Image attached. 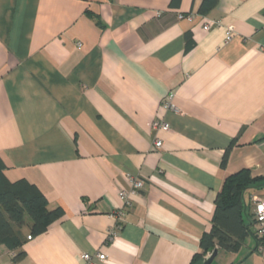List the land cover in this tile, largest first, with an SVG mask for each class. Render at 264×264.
Returning a JSON list of instances; mask_svg holds the SVG:
<instances>
[{
  "label": "crops",
  "instance_id": "crops-1",
  "mask_svg": "<svg viewBox=\"0 0 264 264\" xmlns=\"http://www.w3.org/2000/svg\"><path fill=\"white\" fill-rule=\"evenodd\" d=\"M170 1L0 0L3 174L63 210L30 239L20 229V259L0 245V264H84L85 252L190 264L225 176H264V0H218L207 15L202 0ZM129 176L143 187L126 205ZM257 197L264 185L246 194L250 213ZM258 247L248 234L211 264H264Z\"/></svg>",
  "mask_w": 264,
  "mask_h": 264
},
{
  "label": "trees",
  "instance_id": "trees-1",
  "mask_svg": "<svg viewBox=\"0 0 264 264\" xmlns=\"http://www.w3.org/2000/svg\"><path fill=\"white\" fill-rule=\"evenodd\" d=\"M218 0H202L197 12L207 15ZM180 0H171V7H178ZM185 49L194 46L190 32L184 34ZM233 139L225 150L221 166H224L228 150L234 143ZM3 161L0 157V245L9 250H16L13 260H18L24 251L17 250L22 245L23 237L20 229L27 226L28 234L32 237L43 233L46 228L62 216L61 207L47 208V200L43 193L25 179L10 182L3 174ZM264 185V176H253L249 169L242 168L227 174L218 191L214 210L211 216V228L205 231L200 239V251L197 252L190 264H203L205 256L214 247L236 252L241 242L248 234H253V214L246 207V194ZM256 237V247L264 242V236Z\"/></svg>",
  "mask_w": 264,
  "mask_h": 264
},
{
  "label": "built area",
  "instance_id": "built-area-1",
  "mask_svg": "<svg viewBox=\"0 0 264 264\" xmlns=\"http://www.w3.org/2000/svg\"><path fill=\"white\" fill-rule=\"evenodd\" d=\"M182 17H184L182 14L178 15V18H182ZM218 25H219V23L217 21L209 20L203 24V29L209 30L212 27L218 26ZM224 34H225V38H224L225 42L229 41L234 34L233 26L226 27ZM170 98L171 97L169 95L167 98V101L164 103V106L167 108L170 107V103H169ZM151 126L153 128H161L163 130H167L169 128V125L166 122H164V121L159 122L156 120L152 121ZM153 145L156 149H160L162 146V140L159 138H156L153 142ZM129 178L131 181V188L129 190H120L118 192L119 198L126 205L128 204V197H127L128 195L127 194L137 192L139 189H141L143 187V181L141 179L136 178V177H132V176H129ZM252 214H253V219H254L255 234L258 237H262V236H264V197L253 198ZM116 215L119 219L122 220L123 216H124V212L122 210H119ZM27 238L30 239L31 236L28 235ZM259 247H260V245H259ZM208 255H209V253L205 256V258ZM94 256L98 260H104L105 259V254L100 253V252L95 253ZM82 257L85 261L84 264H91L92 263V261H91L92 255L91 254L85 252L82 254Z\"/></svg>",
  "mask_w": 264,
  "mask_h": 264
},
{
  "label": "water",
  "instance_id": "water-1",
  "mask_svg": "<svg viewBox=\"0 0 264 264\" xmlns=\"http://www.w3.org/2000/svg\"><path fill=\"white\" fill-rule=\"evenodd\" d=\"M251 232L254 234L255 233V228L252 227L251 228ZM217 251H218V248L217 247H214L211 252L209 253V255L205 258L203 264H211L213 258L216 256L217 254Z\"/></svg>",
  "mask_w": 264,
  "mask_h": 264
}]
</instances>
